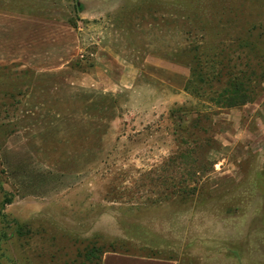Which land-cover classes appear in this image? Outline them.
<instances>
[{"label":"rangeland","instance_id":"rangeland-1","mask_svg":"<svg viewBox=\"0 0 264 264\" xmlns=\"http://www.w3.org/2000/svg\"><path fill=\"white\" fill-rule=\"evenodd\" d=\"M66 1L81 44L70 67L96 83L0 67V264L164 247L264 264V62L236 106L219 55L199 61L207 84L192 76L207 48L256 62L240 45L264 51V0H106L101 15L89 0L90 18Z\"/></svg>","mask_w":264,"mask_h":264},{"label":"crops","instance_id":"crops-1","mask_svg":"<svg viewBox=\"0 0 264 264\" xmlns=\"http://www.w3.org/2000/svg\"><path fill=\"white\" fill-rule=\"evenodd\" d=\"M98 2L103 5L98 15L105 14L106 0ZM94 6L89 0H79L78 14L90 18L97 13ZM70 16L66 0H0V67L18 65L28 68L35 79L93 86L96 80L91 74L70 67L81 54L79 28L71 25ZM98 60L97 66L102 63ZM165 248L161 250L166 253L163 256L105 251L99 263L198 264L189 261L181 250L167 252Z\"/></svg>","mask_w":264,"mask_h":264},{"label":"trees","instance_id":"trees-1","mask_svg":"<svg viewBox=\"0 0 264 264\" xmlns=\"http://www.w3.org/2000/svg\"><path fill=\"white\" fill-rule=\"evenodd\" d=\"M71 25L75 27V23L70 21ZM245 40L242 41L240 45V49L248 48L251 46L253 49L252 52H254L253 58H255L256 62L251 63L249 60L246 61L241 69L236 68V65H239L237 62V59H234L233 52L232 51H227L230 48L228 46H218L216 49H218V52L215 54L209 53L210 48H207L205 51L207 52H202L200 56H193V59L195 60V65H194V70L192 71V76L194 75L197 77V81L199 83L207 84L209 81L207 80L206 76L208 77L207 74H204L205 72L203 71H198L197 69L199 68L198 64L201 59H206L208 61L209 58L214 57V55L217 57L221 58L220 61V70H219V75L224 74L226 76L225 78L227 79V84L231 85L233 87L232 89L234 90V93H238L239 91L243 93L242 95L238 96L236 95L233 99L228 98V106H236V105H241L246 103L247 101L250 100V98H247L245 95L244 91L247 89H250L251 85L255 84L257 81L255 80V71L254 67H262L263 62H264V51L261 50V48H258L251 42H246ZM256 51V52H255ZM228 52V53H227ZM244 59L247 58L248 56L245 54ZM240 57L239 58H242ZM238 58V59H239ZM198 66V67H197ZM234 70L237 71V73L234 72ZM199 72V73H198ZM214 78V77H213ZM211 79V78H210ZM226 84V85H227ZM227 85V86H228ZM227 91H224V94H226ZM239 98V102H238ZM226 208V207H225ZM235 210L238 209V207H234Z\"/></svg>","mask_w":264,"mask_h":264}]
</instances>
